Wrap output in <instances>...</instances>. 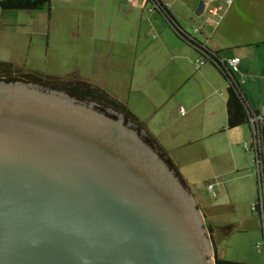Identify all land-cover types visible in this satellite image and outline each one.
I'll return each mask as SVG.
<instances>
[{
    "label": "water",
    "instance_id": "obj_1",
    "mask_svg": "<svg viewBox=\"0 0 264 264\" xmlns=\"http://www.w3.org/2000/svg\"><path fill=\"white\" fill-rule=\"evenodd\" d=\"M211 251L193 195L122 115L0 82V264H214Z\"/></svg>",
    "mask_w": 264,
    "mask_h": 264
},
{
    "label": "rangeland",
    "instance_id": "obj_2",
    "mask_svg": "<svg viewBox=\"0 0 264 264\" xmlns=\"http://www.w3.org/2000/svg\"><path fill=\"white\" fill-rule=\"evenodd\" d=\"M64 4L65 0H51L48 9L38 11L0 10V64L10 65L21 74L63 81V84H59L62 87L76 80L84 81L106 91L132 114L135 96L142 98L134 90L136 82L144 85L153 70L160 69V82H166L170 93L175 94L163 107L162 100H157L160 105H156L159 110L154 119L156 139L185 181L187 186L184 187L195 199L211 244V261L214 263V242L221 259L263 264L261 219L251 210L258 185L253 153L245 149H249L251 144L249 129L242 126L235 130L238 131L235 136L228 137L221 133L211 138L193 139L190 144H185L181 139L172 140V132L178 133L188 118V112L184 116L188 105L200 96V88L196 87L195 80L181 87L182 63L174 53L169 55L172 62L164 63L162 55L150 48L141 67L136 66L133 72V60H121L116 44H92L88 11H74L71 5L66 10ZM84 4L88 7L91 1ZM110 22L108 38L111 41L115 20L111 19ZM151 34L155 37L150 38L152 41L161 40L156 32ZM185 72L188 74L189 69L186 68ZM48 89L63 92L52 87ZM110 107L106 109L114 112ZM154 108L147 106L141 109L142 116L153 113ZM180 108L184 109V115H180ZM194 115L196 119L192 125L199 124L201 109L196 110ZM196 129L192 128V135L199 137L201 133ZM208 186L213 187L214 196L206 192ZM209 226L214 234L212 242L207 231Z\"/></svg>",
    "mask_w": 264,
    "mask_h": 264
},
{
    "label": "crops",
    "instance_id": "obj_3",
    "mask_svg": "<svg viewBox=\"0 0 264 264\" xmlns=\"http://www.w3.org/2000/svg\"><path fill=\"white\" fill-rule=\"evenodd\" d=\"M87 1H91L88 7L84 4ZM159 2L185 34L215 53L219 59L239 58V72L234 78L241 94L251 110L258 113L263 111L264 0H159ZM199 3L202 4V12L196 15ZM64 6L66 10H69L70 6L77 12L88 11L91 19L92 44L105 42H110L112 46L116 44L121 60H133V72L136 66L141 67L146 54L151 51L150 48H154L155 53L162 55L164 63L172 62L169 55L174 53L184 68L181 87L186 82L195 80L196 87L200 88V96L197 101L188 105L185 115L184 109H179V113L180 110L183 111L180 115L186 116L188 112V118L178 133L172 132V140L181 139L185 144H190L193 139L211 138L221 133L228 137L235 136L234 134L238 133L235 130L242 128L226 129V87L223 78L210 63L197 66L199 54L174 35L162 14L148 12L151 5L147 0H132V3L128 0H65ZM213 10L217 11L213 13ZM111 19L115 20V24L110 41L108 35L111 31ZM193 29L198 31L193 32ZM154 32L160 37L159 42L152 41L155 37L151 33ZM186 68L189 69L188 74L185 72ZM159 71L160 69H154L144 85L136 82L134 90L141 94L142 98L135 96L133 101V115L156 142L158 140L154 119L158 115L157 106L160 105L157 100H162L163 107L175 94L170 93L166 82H160ZM147 106L155 107V111L142 116L141 109H146ZM199 109L202 115L200 122L192 125V121L196 119L194 114ZM193 127L201 133L199 137L192 135ZM158 145L162 147L159 142Z\"/></svg>",
    "mask_w": 264,
    "mask_h": 264
},
{
    "label": "trees",
    "instance_id": "obj_4",
    "mask_svg": "<svg viewBox=\"0 0 264 264\" xmlns=\"http://www.w3.org/2000/svg\"><path fill=\"white\" fill-rule=\"evenodd\" d=\"M153 1L157 3V9L155 10V12L162 14L166 23L168 24L169 29L174 33V35L179 40L185 42V44L193 48L198 54L200 52L206 55H208V53H211V51H209L204 46H201V44L196 42L193 38L185 34L180 29V27L176 24V22L170 16L167 10L163 7V5L159 2V0H153ZM50 3L51 0H0V10L2 12L5 11L31 12V11L48 9ZM214 68L226 83V90H225L226 129L231 130L238 127L246 126L249 129L251 136V144H250L251 146L249 151L253 153L255 168H256L255 155L258 156L259 161L262 163V168L259 174L260 176H258V174L256 173L258 189L254 204H257L259 202V184L261 185V189L263 191L262 196L264 200V119L254 127V133H255L254 135L258 139V147H257V151L255 152L254 149L252 148L254 136H253V132L249 127L250 126L249 120L251 118V114L258 115L259 113L257 111L251 110L248 107L245 99L241 94V91L239 89L236 80L234 78L233 79L230 78L228 69L225 66L224 67L218 66ZM0 81H3L5 83L19 81L23 83H33L48 88L52 87L55 90H62L65 94L76 100L93 102L102 111H104L107 108V106H111L110 108L115 113L117 114L120 113L122 115V119L125 124H129L137 133H139V135H141V138L143 139L144 143L148 145L164 161V163L168 166V168L176 174L180 182L183 185H186L185 181L183 180L179 172L175 169L174 165L169 160L165 151L158 145V143L150 135V133L147 132L144 125L128 110V108L125 105L116 102L106 93V91L99 89L97 87H93L81 80H76L73 84L62 87L59 84H63V81L49 79V78H42V77L34 76L32 74H21L20 71L6 64H0ZM253 212H256L260 216L261 225H262V234H263L264 206L261 209L257 207ZM207 231L209 234V238L212 242L214 240L213 230L209 226ZM212 245L214 249V264H246L243 262L228 261L225 259H221L218 255L214 242H212Z\"/></svg>",
    "mask_w": 264,
    "mask_h": 264
},
{
    "label": "built area",
    "instance_id": "obj_5",
    "mask_svg": "<svg viewBox=\"0 0 264 264\" xmlns=\"http://www.w3.org/2000/svg\"><path fill=\"white\" fill-rule=\"evenodd\" d=\"M150 3V8L148 9L149 13H155V10L157 9V3H155L153 0H147ZM128 2L132 3V0H128ZM217 10H213V13H215ZM198 29H193V32H197ZM200 59L196 62L197 66H203L206 63H210L211 65H213L214 67H218V66H225L228 69L229 72V76L230 78H234L235 75L239 72V63L240 60L237 57H230L228 59L222 60L219 59L214 53H208V55L200 52L199 53ZM235 79V78H234ZM180 113L183 114V111L180 110ZM264 119V110L261 111L258 115L255 114H251V118L249 120V127L251 129V131L253 132V143H252V148L254 149V151H257V147H258V139L256 138V136L254 135V127ZM251 146V145H250ZM246 150H249L247 147H245ZM256 173L258 174V176H260V171L262 168V163L259 161L258 156H256ZM259 179V178H258ZM206 192L211 195L214 196V192H213V187L212 186H208L206 188ZM262 189H261V185L259 184V202L257 204H252L251 205V210H255L257 207H259L260 209L263 208L264 206V200H263V193H262ZM263 238H264V224H263Z\"/></svg>",
    "mask_w": 264,
    "mask_h": 264
},
{
    "label": "flooded vegetation",
    "instance_id": "obj_6",
    "mask_svg": "<svg viewBox=\"0 0 264 264\" xmlns=\"http://www.w3.org/2000/svg\"><path fill=\"white\" fill-rule=\"evenodd\" d=\"M72 84V83H69V85Z\"/></svg>",
    "mask_w": 264,
    "mask_h": 264
}]
</instances>
